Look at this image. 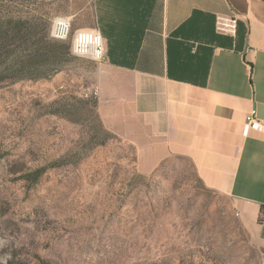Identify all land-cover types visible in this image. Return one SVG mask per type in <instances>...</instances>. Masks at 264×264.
Segmentation results:
<instances>
[{
	"label": "rangeland",
	"instance_id": "374dc122",
	"mask_svg": "<svg viewBox=\"0 0 264 264\" xmlns=\"http://www.w3.org/2000/svg\"><path fill=\"white\" fill-rule=\"evenodd\" d=\"M92 2L28 10L51 25L74 17L70 43L93 28ZM101 63L70 52L49 79L0 84V264H264L234 202L205 188L189 161L141 172L98 114Z\"/></svg>",
	"mask_w": 264,
	"mask_h": 264
},
{
	"label": "crops",
	"instance_id": "0c3cea01",
	"mask_svg": "<svg viewBox=\"0 0 264 264\" xmlns=\"http://www.w3.org/2000/svg\"><path fill=\"white\" fill-rule=\"evenodd\" d=\"M97 111L146 174L171 158L234 202L264 262V0H93ZM217 17L237 19L234 35Z\"/></svg>",
	"mask_w": 264,
	"mask_h": 264
},
{
	"label": "trees",
	"instance_id": "16d2710c",
	"mask_svg": "<svg viewBox=\"0 0 264 264\" xmlns=\"http://www.w3.org/2000/svg\"><path fill=\"white\" fill-rule=\"evenodd\" d=\"M36 1L0 0V84L49 79L69 62L70 43L50 38L49 14L28 10ZM45 170L36 169L33 181ZM258 222H264V206Z\"/></svg>",
	"mask_w": 264,
	"mask_h": 264
},
{
	"label": "built area",
	"instance_id": "2783aa9c",
	"mask_svg": "<svg viewBox=\"0 0 264 264\" xmlns=\"http://www.w3.org/2000/svg\"><path fill=\"white\" fill-rule=\"evenodd\" d=\"M70 23L63 19H55L50 27V38L57 41H64L68 38ZM237 28V19L235 17L224 18L217 17L215 22V30L220 34L234 35ZM76 30L74 33H78ZM73 47V35L70 41V49ZM77 50L84 52L87 56L95 57V62L104 60V46L89 45L82 38L75 42ZM71 52V51H70ZM72 53V52H71ZM73 55V54H72ZM75 56V55H74ZM79 57V56H76ZM247 125L254 131L261 132L264 130V125L255 118L254 112L250 113L246 118Z\"/></svg>",
	"mask_w": 264,
	"mask_h": 264
},
{
	"label": "clouds",
	"instance_id": "9594fccd",
	"mask_svg": "<svg viewBox=\"0 0 264 264\" xmlns=\"http://www.w3.org/2000/svg\"><path fill=\"white\" fill-rule=\"evenodd\" d=\"M74 17H67V16H61L56 17V19H63L71 23V20ZM83 39L87 42L89 45H96V46H105L107 38L103 35V33L98 28H84L79 30L78 33L73 34V47L70 49L73 55L79 56L82 59H88V60H94L95 57L87 56L84 54V52L79 51L75 47V42L78 39Z\"/></svg>",
	"mask_w": 264,
	"mask_h": 264
}]
</instances>
